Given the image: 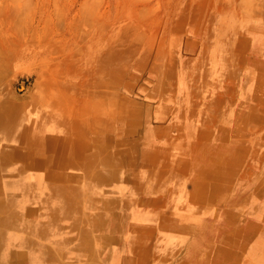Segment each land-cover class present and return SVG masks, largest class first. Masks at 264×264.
Masks as SVG:
<instances>
[{
	"label": "rangeland",
	"instance_id": "1",
	"mask_svg": "<svg viewBox=\"0 0 264 264\" xmlns=\"http://www.w3.org/2000/svg\"><path fill=\"white\" fill-rule=\"evenodd\" d=\"M0 264H264V0H0Z\"/></svg>",
	"mask_w": 264,
	"mask_h": 264
},
{
	"label": "bare ground",
	"instance_id": "2",
	"mask_svg": "<svg viewBox=\"0 0 264 264\" xmlns=\"http://www.w3.org/2000/svg\"><path fill=\"white\" fill-rule=\"evenodd\" d=\"M142 31H143V30H142ZM139 33H140V32H139ZM140 36H142V35H140ZM143 36H144V35H143ZM143 36H142V37H143ZM80 48H81V47H80ZM80 51H82V50L80 49V50H79V53H80ZM56 52H57V51H56ZM77 52H78V51H77ZM54 53H55V52H54ZM74 53H75V52H74ZM74 53H73V54H74ZM51 54H53V52H52ZM100 82H101V81H100ZM100 82H99V83H100ZM104 82H105V81H104ZM112 82H113V81H112ZM99 83H98V84H99ZM98 84H97V85H98ZM104 84H105V83H104ZM107 84H108V83H107ZM107 84H106V85H107ZM101 85H102V83H101ZM102 87H103V86H102ZM102 87H101V88H102ZM90 89H91V88H90ZM95 89H99V90H100V87H97V88H95ZM103 89L105 90V86H104ZM99 90H97L96 93H98ZM90 92H91V90H90ZM90 92H89V93H90ZM100 92H101V91H100ZM103 93H105V92H103ZM90 95H91V94H90ZM100 97H101V95H100ZM101 98H103V96H102ZM104 99H105V98H104ZM89 102H90V101H89ZM101 102H102V101H101ZM104 104H105V103H104ZM75 108H76V107H75ZM74 110H75V109H74ZM83 115H84V114H83ZM34 116H35V115H34ZM29 118H30V116H29ZM30 120H33V119H30ZM41 120H42V119H41ZM49 121H50V120H49ZM5 123H6V122H5ZM22 123H23V122H22ZM33 123H34V122H33ZM26 124H27V123H26ZM22 125H23V124H22ZM93 125H94V124H93ZM55 126H56V125H55ZM54 130H55V129H54ZM56 130H57V129H56ZM55 132H56V131H55ZM31 133H32V132H31ZM27 135H28V134H27ZM31 135H32V134H31ZM33 135H34V133H33ZM60 135H61V134H60ZM25 136H26V135H25ZM28 137H29V136H28ZM28 137L26 136V138H28ZM31 138H32V137H31ZM56 139H57V138H56ZM21 142H22V140H21ZM43 143H44V141H43ZM44 146H45V145H44ZM33 147H34V146H33ZM38 147H39V146H38ZM11 148H12V147H11ZM15 150H16V149H15ZM34 150H35V149H34ZM15 152H16V151H15ZM14 154H15V153H14ZM26 174H27V173H26ZM27 176H28V174H27ZM40 182H41V181H40ZM42 183H43V182H42ZM27 184H28V183H27ZM45 184H46V183H45ZM38 187H39V186H38ZM39 188H40V187H39ZM24 190H25V189H24ZM23 192H24V191H23ZM45 197H46V196H45ZM43 198H44V197H43ZM14 199H15V198H14ZM40 199H41V198H40ZM43 200H44V199H43ZM14 201H15V200H14ZM30 203H31V202H30ZM16 207H17V206H16ZM18 208H19V207H18ZM23 208H24V207H23Z\"/></svg>",
	"mask_w": 264,
	"mask_h": 264
}]
</instances>
